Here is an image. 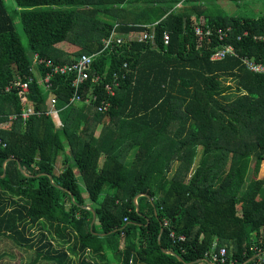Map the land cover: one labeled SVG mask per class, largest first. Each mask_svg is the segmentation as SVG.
Listing matches in <instances>:
<instances>
[{
  "label": "trees",
  "instance_id": "obj_1",
  "mask_svg": "<svg viewBox=\"0 0 264 264\" xmlns=\"http://www.w3.org/2000/svg\"><path fill=\"white\" fill-rule=\"evenodd\" d=\"M217 1L13 0L25 48L0 0V124L71 95L69 75L44 90L35 54L62 64L97 53L91 73L121 77L114 96L97 86L94 105L62 110V127L41 116L0 129V239L33 251L28 264H241L258 253L245 264H264V75L234 57L210 61L216 38L194 33L200 18L230 28L226 43L264 64V15H229ZM116 24L124 34L156 24L155 46L125 39L102 50ZM31 69L27 94L5 91ZM102 100L110 106L98 113ZM9 157L30 176L12 159L2 177ZM139 193L148 196L137 211ZM213 245L225 262L209 257Z\"/></svg>",
  "mask_w": 264,
  "mask_h": 264
},
{
  "label": "built area",
  "instance_id": "obj_2",
  "mask_svg": "<svg viewBox=\"0 0 264 264\" xmlns=\"http://www.w3.org/2000/svg\"><path fill=\"white\" fill-rule=\"evenodd\" d=\"M155 25L156 24L150 25L148 28H144V31H141L137 34H124L116 31V28L118 27V25L116 24L109 33V35L103 39L102 50H112L115 44H120L125 39H127L128 41H138L147 45H151V47H154L156 39L154 31ZM230 32V28H218L213 31V29L205 25V20L203 18H200L194 26V33L200 41L212 37L216 38L218 42L219 46L216 51L211 55L210 61H220L225 59L226 57H234L241 60L243 65L250 72L264 75L263 63L256 62L248 56H242L241 54L237 53L234 46L226 43ZM244 35H247V33H244ZM239 39H241V37L238 36V40ZM162 42L164 45L168 44L169 35L167 32L163 33ZM96 55L97 53L90 55L82 54L80 56L75 57L74 60L71 62L60 64L54 63L51 59L41 58L37 54H35V64H40L44 67V75L41 78V84L44 87V90L49 91L50 89H52L51 78L55 75H69L71 77V95L69 96L66 104L62 108H57L55 97L50 96L47 101L46 108H44V110L24 108L18 114H11L7 116V120L3 124H0V129L1 127L9 125L14 120L19 119L25 122L32 117L41 116L50 117L55 121L56 126L62 127L63 124L60 121L61 111L71 106L79 104L94 105L98 99V96L94 92V89L97 86H101L107 96H114L116 93V89L120 86L121 77H119L118 73L113 72L110 80L104 81V79H106V72L91 73V68L93 66V61ZM123 67H125V64L123 65ZM31 70H33V75H28L25 80H22L21 77H17V80L14 81L13 84H11L10 86L6 87L5 91H9L15 88L18 90L19 93L27 94L29 92L30 82L33 81V78L35 76H38L37 71L35 72L34 69ZM85 85H87V89H85ZM109 106V102L102 100L100 104L96 107V110L98 113H105ZM4 145L5 142L0 136V146ZM124 221H126V218H124ZM168 223V220L165 219L164 226H167ZM169 236L174 242H180L185 240V235L176 234L174 231H170ZM208 254L209 257L214 261H218L221 263L226 261V250L224 247H219L218 249H216L215 245H213L212 249Z\"/></svg>",
  "mask_w": 264,
  "mask_h": 264
},
{
  "label": "rangeland",
  "instance_id": "obj_3",
  "mask_svg": "<svg viewBox=\"0 0 264 264\" xmlns=\"http://www.w3.org/2000/svg\"><path fill=\"white\" fill-rule=\"evenodd\" d=\"M8 12L12 15L16 32L19 35L21 43L25 48L28 47L27 38L23 32V28L18 14L15 11V4L13 0H3ZM221 0L216 2L218 9L226 14H236L248 17H260L264 15V0H252L248 4H242L238 7L234 6L231 2ZM252 5V6H251ZM219 10V11H220ZM99 132V130H98ZM97 132V133H98ZM264 170V162L261 165L259 175H262ZM33 256V251L21 250L11 240L0 239V264H28ZM44 264V262H42Z\"/></svg>",
  "mask_w": 264,
  "mask_h": 264
},
{
  "label": "water",
  "instance_id": "obj_4",
  "mask_svg": "<svg viewBox=\"0 0 264 264\" xmlns=\"http://www.w3.org/2000/svg\"><path fill=\"white\" fill-rule=\"evenodd\" d=\"M15 160L16 162H17V165H18V168L23 172V174L24 175H26V176H30V174H28V173H25L23 170H22V168H21V165H20V163H19V161L17 160V158H15V157H9V158H7V159H5L4 161H3V163H2V167H3V174H2V177L5 175V164H6V162L7 161H9V160ZM41 174H43V173H38V174H36V175H41ZM47 176H48V178L50 179V182L52 183V176L50 175V174H47ZM62 189V188H61ZM62 190H64V189H62ZM141 195H144V196H148L147 194H142V193H139V194H137L135 197H134V199H133V201H134V203H135V205H136V210L138 211V206H137V203H136V200H137V198L139 197V196H141ZM71 198H72V201L74 202V195L73 194H71ZM85 209H88V210H90L92 213H93V220H92V222H91V228H92V225H93V223L95 222V219H96V214H95V209L94 208H91V207H84ZM100 235H103L104 233H99ZM163 250V252H165V253H169V254H174L176 257H177V259L178 260H182V258L179 256V255H177V254H175L172 250H167V249H162ZM260 253H258V254H255V255H253L251 258H249L248 260H250V259H253L254 257H256V256H258ZM247 260V261H248ZM201 261V260H200ZM202 261H205L207 264H211V262L207 259V258H202ZM247 261H245V262H242L241 264H245ZM192 262H190V263H187V264H191Z\"/></svg>",
  "mask_w": 264,
  "mask_h": 264
},
{
  "label": "crops",
  "instance_id": "obj_5",
  "mask_svg": "<svg viewBox=\"0 0 264 264\" xmlns=\"http://www.w3.org/2000/svg\"><path fill=\"white\" fill-rule=\"evenodd\" d=\"M221 0H218L217 2H220ZM248 1H252V0H248ZM227 4H229V2L227 3ZM252 6V5H251ZM97 130H99V129H97ZM100 131V130H99ZM66 152H68L67 150H66ZM102 161H104V157L102 158Z\"/></svg>",
  "mask_w": 264,
  "mask_h": 264
}]
</instances>
